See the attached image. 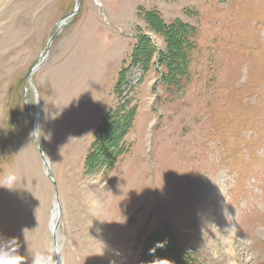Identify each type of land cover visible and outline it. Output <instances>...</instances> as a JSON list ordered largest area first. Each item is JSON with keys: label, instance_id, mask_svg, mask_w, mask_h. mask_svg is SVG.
Returning <instances> with one entry per match:
<instances>
[{"label": "rangeland", "instance_id": "obj_1", "mask_svg": "<svg viewBox=\"0 0 264 264\" xmlns=\"http://www.w3.org/2000/svg\"><path fill=\"white\" fill-rule=\"evenodd\" d=\"M78 2L0 0V239L264 264V0H81L41 59Z\"/></svg>", "mask_w": 264, "mask_h": 264}, {"label": "clouds", "instance_id": "obj_2", "mask_svg": "<svg viewBox=\"0 0 264 264\" xmlns=\"http://www.w3.org/2000/svg\"><path fill=\"white\" fill-rule=\"evenodd\" d=\"M18 177L14 172L8 173L0 184L9 190H15ZM164 243H158L157 247H163ZM20 244L16 237L0 239V264H25L24 257L19 254ZM155 249L150 250L154 252ZM167 259H156L152 264H169ZM31 264H63L62 248L57 246L49 248L45 252H37Z\"/></svg>", "mask_w": 264, "mask_h": 264}, {"label": "water", "instance_id": "obj_3", "mask_svg": "<svg viewBox=\"0 0 264 264\" xmlns=\"http://www.w3.org/2000/svg\"><path fill=\"white\" fill-rule=\"evenodd\" d=\"M79 5H80V4H79ZM79 5L77 6V8L75 9V11H74L72 14H70V15H68V16H66V17H64V18L62 19V21H61V23H60V26H61L62 24H64V23L66 22L67 19L71 18L72 16H74V15L76 14L77 10L79 9ZM60 26H59V27H60ZM57 33H58V31L55 32V34L53 35V37L50 39L49 45H50L51 41L55 38V36H56ZM49 45H48V46H49ZM42 57H44V56L42 55ZM37 68H38V66H36L34 69H31V70H30V73H32V72H33L35 69H37ZM34 127H35V125H34ZM40 153H41V155L43 156L44 162H45L46 164H48V161L46 160V158H45V156H44V151H43V149L41 148V146H40ZM48 165H49V164H48ZM46 174L48 175V177H49L50 179H53L52 176H51V174H50V172H49V166H48V170H47ZM58 226H59V221L57 222V224H55V225L51 228L52 231H53V235H54V236L56 235V231H57ZM57 245H58V244H57V239H56V237H54V246H57Z\"/></svg>", "mask_w": 264, "mask_h": 264}, {"label": "bare ground", "instance_id": "obj_4", "mask_svg": "<svg viewBox=\"0 0 264 264\" xmlns=\"http://www.w3.org/2000/svg\"><path fill=\"white\" fill-rule=\"evenodd\" d=\"M42 63V62H41ZM38 69V68H37ZM36 69V70H37ZM52 181H54L53 179H51ZM58 198H59V196H58ZM54 211H56L55 213H54ZM54 211H53V213H52V217H51V228L55 225V224H57V222L59 221L60 222V214H61V211H60V202L58 201L56 204H55V209H54ZM58 216V218H57V220L56 221H54V218L55 217H57ZM57 232V231H56ZM53 237H56V235L55 236H53Z\"/></svg>", "mask_w": 264, "mask_h": 264}, {"label": "trees", "instance_id": "obj_5", "mask_svg": "<svg viewBox=\"0 0 264 264\" xmlns=\"http://www.w3.org/2000/svg\"><path fill=\"white\" fill-rule=\"evenodd\" d=\"M106 121V119L104 120V122ZM104 122L101 124V126L104 124ZM170 236H171V238L172 239H174V241H175V243H177L178 244V242H177V240H178V238H177V236L174 234V232L172 233V232H170ZM179 245V244H178ZM180 246V245H179ZM181 247V246H180ZM182 248V247H181ZM183 249V248H182ZM181 249V250H182ZM182 251H184V250H182ZM181 252V251H180ZM185 252V251H184ZM185 257H186V255H185ZM186 261H187V264H189L190 263V261H189V258L188 259H186ZM192 263V262H191ZM193 264V263H192Z\"/></svg>", "mask_w": 264, "mask_h": 264}]
</instances>
